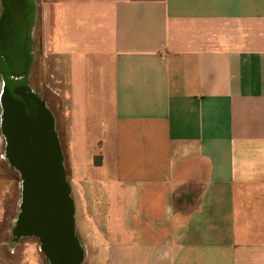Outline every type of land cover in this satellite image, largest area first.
I'll return each instance as SVG.
<instances>
[{"label": "crops", "instance_id": "obj_1", "mask_svg": "<svg viewBox=\"0 0 264 264\" xmlns=\"http://www.w3.org/2000/svg\"><path fill=\"white\" fill-rule=\"evenodd\" d=\"M33 3L75 227L109 264H264V0Z\"/></svg>", "mask_w": 264, "mask_h": 264}, {"label": "water", "instance_id": "obj_2", "mask_svg": "<svg viewBox=\"0 0 264 264\" xmlns=\"http://www.w3.org/2000/svg\"><path fill=\"white\" fill-rule=\"evenodd\" d=\"M9 12L15 13L16 7L11 6ZM35 16V4L30 0L27 16L21 21L8 16L0 33L1 126L11 151L6 157L23 180L25 211L20 225L25 233L40 232L44 239H50L54 250L63 253L70 250L58 243L72 239V254H62L58 259L52 256L51 261L80 264L83 255L74 224V202L54 115L29 83L35 53ZM2 52L7 57H1Z\"/></svg>", "mask_w": 264, "mask_h": 264}, {"label": "rangeland", "instance_id": "obj_3", "mask_svg": "<svg viewBox=\"0 0 264 264\" xmlns=\"http://www.w3.org/2000/svg\"><path fill=\"white\" fill-rule=\"evenodd\" d=\"M6 0H1V5L5 6ZM16 5V3L14 2ZM18 4V13L15 16L16 21H21L22 14L28 8L27 4L22 1ZM10 14H15L10 12ZM1 15V13H0ZM1 24H3L1 19ZM33 35L35 38L34 61L31 65L30 86L33 90L43 97L52 113H58L57 96L54 93L55 83L53 78L44 65H48L47 59L41 49V29L40 21L34 25ZM2 88L0 83V98ZM9 103V101H8ZM4 113L3 105L0 100V261L3 264H53L48 262L42 256H38L36 252L37 237L22 236L16 238V227L21 210L23 197V180L18 169L11 165L6 157V138L2 125V115ZM58 119L54 116V119ZM55 129L61 143L63 162L65 167L66 179H68V149L66 133L63 126L59 122H55ZM76 233L78 241L81 245L82 260L80 264H109V260L105 258L107 253V241L104 239H94L92 229H82L81 215H77ZM94 230V229H93ZM97 238V237H96ZM19 239V240H17ZM103 242V243H102ZM40 258V259H39Z\"/></svg>", "mask_w": 264, "mask_h": 264}, {"label": "flooded vegetation", "instance_id": "obj_4", "mask_svg": "<svg viewBox=\"0 0 264 264\" xmlns=\"http://www.w3.org/2000/svg\"><path fill=\"white\" fill-rule=\"evenodd\" d=\"M22 0H6V2H5V6H2L1 4L2 3H0V13H1V15H0V30L2 29H4V27H5V20H6V18L8 17V16H10L11 18H12V20H15L16 21V19H15V16L17 15V13H18V4H17V2H21ZM14 2L16 3V5L14 4ZM16 7V12H15V14L13 15V14H10V12H9V10H8V13L7 14H5V12L7 11V9L8 8H10V7ZM27 16V12H25L24 14H22V18L21 19H23V18H25ZM1 19H2V22H3V24H1ZM3 19H4V21H3ZM25 30H27L26 28H25ZM0 33H1V31H0ZM7 57L6 56V53H3L2 52V54H1V57ZM3 130H4V128H3ZM7 138V137H6ZM10 147L8 146V144H7V142H6V153L8 154V152H9V154H10ZM8 151V152H7ZM8 158V157H7ZM23 204H24V200L22 199V204H21V210H20V213H19V217H18V221H17V229H16V238H18V237H22V236H35V237H37V239H42L43 240V242L46 244V250L48 251V253L50 254V256H51V258H52V256L55 258V259H58L62 254H69V255H71L72 254V252H73V250H72V246H73V244H72V239H64L63 240V242L60 244V243H58L59 244V246H65V248H67V249H69L70 251H68V253H66L65 251H64V253L63 252H59V251H56V249L54 250V246H53V243L50 241V239H44V237H43V235L39 232L37 235H35V234H31V235H29V234H26L25 233V229L24 228H22L21 227V221H22V217H23V214H24V207H23ZM17 240H19V239H17ZM54 260V259H53ZM52 263H54V261H52Z\"/></svg>", "mask_w": 264, "mask_h": 264}, {"label": "bare ground", "instance_id": "obj_5", "mask_svg": "<svg viewBox=\"0 0 264 264\" xmlns=\"http://www.w3.org/2000/svg\"><path fill=\"white\" fill-rule=\"evenodd\" d=\"M3 21H4V19H3ZM0 31H2V29Z\"/></svg>", "mask_w": 264, "mask_h": 264}]
</instances>
